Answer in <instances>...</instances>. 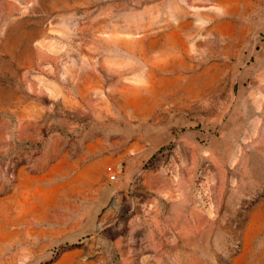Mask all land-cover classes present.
Wrapping results in <instances>:
<instances>
[{"label":"rangeland","instance_id":"1","mask_svg":"<svg viewBox=\"0 0 264 264\" xmlns=\"http://www.w3.org/2000/svg\"><path fill=\"white\" fill-rule=\"evenodd\" d=\"M0 264H264V0H0Z\"/></svg>","mask_w":264,"mask_h":264}]
</instances>
